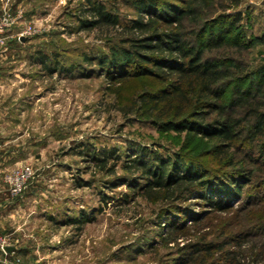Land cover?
I'll list each match as a JSON object with an SVG mask.
<instances>
[{"label":"rangeland","instance_id":"obj_1","mask_svg":"<svg viewBox=\"0 0 264 264\" xmlns=\"http://www.w3.org/2000/svg\"><path fill=\"white\" fill-rule=\"evenodd\" d=\"M93 1L117 10L122 22L138 16L128 0ZM221 1L229 16L241 14L231 36H241L248 46L229 45L222 52L246 66L250 80L258 81L264 68V0H239L238 6L232 0ZM5 2L0 13L20 12L24 18L0 42V210L8 221L0 236L15 247L11 254L0 250V264H190L191 244L202 236L221 242V231L226 236L251 223L259 225L247 231L241 264H264V158L253 164L254 182L244 187L242 200L225 211L197 198L167 205L134 195L126 184L110 187L115 179L89 165L91 154L115 151L123 161L147 148L164 157L182 153L211 162V146L189 145L184 134L123 117L120 109L128 108L147 82L113 85L98 72V59L109 53L115 40L101 38L98 29L78 30L87 0ZM207 13L218 14L212 9ZM27 26L35 33L20 36ZM110 32L109 37L114 36ZM40 53L49 56V66L58 60L57 73L51 75L38 63ZM84 53L95 58L92 67L87 64L95 73L87 75L83 69ZM76 64L81 66L68 70ZM260 98L264 102V92ZM26 168L32 177L20 194L10 195L7 176ZM80 181L85 184L80 186ZM171 206L199 217L198 223L190 218L171 236L170 227L158 226L161 210L172 211ZM185 216L177 218L186 220ZM225 250L239 252L232 242Z\"/></svg>","mask_w":264,"mask_h":264},{"label":"trees","instance_id":"obj_2","mask_svg":"<svg viewBox=\"0 0 264 264\" xmlns=\"http://www.w3.org/2000/svg\"><path fill=\"white\" fill-rule=\"evenodd\" d=\"M128 1L138 16L126 22H122L117 10L93 0H87L85 16L78 18V30L98 29L101 38L115 40L108 46L109 53L98 59V72L110 84L147 82L133 96L129 107L120 109L121 114L150 122L165 132L184 134L189 145H210L207 152L214 157L211 162L182 153L164 157L139 148L122 161L115 151L102 150L98 156L91 154L89 165L115 179L110 187L126 184L134 195L140 194L148 201L170 205L197 198L212 209L228 210L234 201L242 200L244 187L254 182L253 164L264 158V102L260 98L264 92V68L259 73L262 78L250 80L247 67L222 52L229 45L248 47L241 36H231L242 16L226 14L228 6L219 0ZM232 4L238 6L239 0H232ZM208 9L218 14L210 15ZM39 55L38 63L51 75L59 71L58 60L49 66V56ZM82 57L86 74L95 73L97 70L87 66L92 67L95 58L87 53ZM79 66L72 65L68 70L73 72ZM84 184L79 182L80 186ZM103 199L107 200L104 194ZM171 207L174 210L160 209L158 215V226L170 227L171 236L184 229L190 218L198 223L199 217ZM174 213L177 217L186 215V220L178 219ZM257 225H245V229L226 236L223 230L221 242L202 236L191 244L190 264H241L244 256L240 248L246 242L247 231ZM231 242L239 252L225 250Z\"/></svg>","mask_w":264,"mask_h":264},{"label":"built area","instance_id":"obj_3","mask_svg":"<svg viewBox=\"0 0 264 264\" xmlns=\"http://www.w3.org/2000/svg\"><path fill=\"white\" fill-rule=\"evenodd\" d=\"M24 15L20 12L11 13L4 10L0 13V42H4L8 31L17 27L20 22H22ZM35 30L32 26H27L24 31L20 34L23 35H33ZM32 177V172L29 168L24 170H17L13 172L12 176H7V183L9 184V193L12 196H17L25 188L28 180ZM9 246V239L7 237L0 236V250L4 252V249Z\"/></svg>","mask_w":264,"mask_h":264},{"label":"crops","instance_id":"obj_4","mask_svg":"<svg viewBox=\"0 0 264 264\" xmlns=\"http://www.w3.org/2000/svg\"><path fill=\"white\" fill-rule=\"evenodd\" d=\"M3 4H4V6L1 8L0 7V9H4L5 8V5H6V2L4 3V0H3ZM11 6H12V4H11ZM13 7V6H12ZM20 8V7H19ZM1 191V190H0ZM1 193V192H0ZM0 209H1V206H0ZM7 223H8V221H7V219H6V217H5V215L4 214H2L1 213V210H0V234H5V232H3L2 231V227H4V226H6L7 225ZM14 252V251H13ZM12 252V253H13ZM11 254V253H10Z\"/></svg>","mask_w":264,"mask_h":264},{"label":"water","instance_id":"obj_5","mask_svg":"<svg viewBox=\"0 0 264 264\" xmlns=\"http://www.w3.org/2000/svg\"><path fill=\"white\" fill-rule=\"evenodd\" d=\"M25 38H21V40L23 41ZM4 251L8 254L12 253L13 251H15V247L12 246H8L4 249Z\"/></svg>","mask_w":264,"mask_h":264}]
</instances>
